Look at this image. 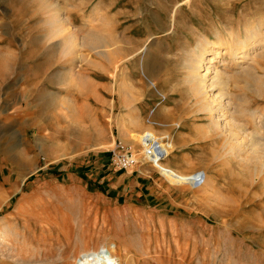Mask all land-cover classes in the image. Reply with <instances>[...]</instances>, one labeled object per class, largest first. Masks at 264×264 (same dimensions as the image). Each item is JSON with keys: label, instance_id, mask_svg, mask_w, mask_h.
Wrapping results in <instances>:
<instances>
[{"label": "rangeland", "instance_id": "374dc122", "mask_svg": "<svg viewBox=\"0 0 264 264\" xmlns=\"http://www.w3.org/2000/svg\"><path fill=\"white\" fill-rule=\"evenodd\" d=\"M253 41L258 78L227 49ZM215 42L240 155L190 80ZM149 128L164 158L132 136ZM0 202L2 264H71L92 235L139 264H264V0H0Z\"/></svg>", "mask_w": 264, "mask_h": 264}, {"label": "bare ground", "instance_id": "6f19581e", "mask_svg": "<svg viewBox=\"0 0 264 264\" xmlns=\"http://www.w3.org/2000/svg\"><path fill=\"white\" fill-rule=\"evenodd\" d=\"M174 17H175V15H174ZM100 38H101V36H100ZM257 38H258V36H257ZM74 40H76V39H74ZM256 41H253L250 44L243 45L240 47H235V48H233L234 46H229L227 49L230 50V54L239 55L240 56V57H238L239 59H241V58L244 59V60L241 59L237 63L235 62L237 67L239 66L244 72L249 71L250 73L254 74L255 77L258 78V75L255 73L259 70L258 63H256V61L254 59H252L250 62H247V60H246V58H248L251 55L250 53L256 49V47L258 45L257 44L258 42L256 43ZM222 45H223L222 42H215L212 45H208L209 48L204 47L203 50L200 49L198 51L192 50V52H191L192 53L191 54L192 55L191 56V58H192L191 69L193 70L194 77L193 76H191V77H193L194 79L191 78L190 80H192V81L196 80V82L199 83V90H200L202 96H205L204 110L207 113L208 117L210 118V121L212 122V124L217 129H220L223 133H225V135L228 134V135H226V141H225V146L228 148V152L238 153V155H240L241 147L248 145L246 142L247 139H245L248 136L247 134H245L247 131V128L244 127V125L242 126V123L240 124V122L236 121V119L233 116L234 112L232 113V111H231V109H232L231 108L232 107L231 106L232 105V103H231L232 96L230 93H228L226 91V89L224 87V85H225L224 77L226 76V73H227L226 68L228 67L227 63L224 62V64H220V65L214 64V61H215L217 55L220 54V52H221L220 49L222 48ZM140 50H141V48H140ZM140 50L138 49V51H137V49H136L133 51V49H132V51H133L132 54L131 55L129 54L127 57H125L124 61L130 60L131 57L134 58L136 56V53L140 52ZM243 61L247 62V63H245L246 64L245 66L242 65ZM118 63L120 65V61L117 62V64ZM189 64L190 63H188V66H189ZM119 65H117V67ZM188 66H187V68H188ZM189 69H190V67H189ZM252 118H254L253 121H255V117H252ZM132 136L135 139V142H138L141 145H144L146 143V144H148L147 148L150 146L154 147V155H148L146 153V149H147L146 148L144 151L145 153L143 152L144 156H145V154H147V157H149L152 160H156V159L162 158V157L164 158L166 156L167 151L165 149V146L162 145L163 141L156 135L154 130L149 128L142 133H140V132L134 133ZM249 139H250L251 148L255 149L254 147H257L259 143H257V140L253 136L249 137ZM138 143H136V144H138ZM2 203L0 202V238L2 240L9 238L8 235H11V234H13V236L17 237L18 232H14L15 231L14 227L16 225H14L15 224L14 221L11 220L12 219L11 216L10 215H1V211H2L3 206H4ZM84 235H85V233H84ZM92 237H93V235H92ZM92 237H91V239H93ZM80 238H82V237H80ZM15 239H14V242H16ZM91 239L89 241H87L88 239H86V241L84 243L85 245H84L83 251L76 248L74 253L68 257L71 259V264H139V261L140 262L142 261V260H139L137 263L136 256L133 254V251H131V249H127L125 251V253H122L121 250L123 248L120 249V247H119L120 250H118L115 247H113V248L109 247L107 254H101V250H98V246H96L97 249L95 248V249L91 250V248H92L91 247V245H92ZM95 239H96V237H95ZM95 239H94V241H95ZM70 240H71V238H70ZM96 243H97V241H96ZM97 244H99V243H97ZM10 245H12V244H10ZM13 245H14V243H13ZM63 252H64V250H63ZM148 252H150V251H148ZM0 264H2V262H0Z\"/></svg>", "mask_w": 264, "mask_h": 264}, {"label": "built area", "instance_id": "2783aa9c", "mask_svg": "<svg viewBox=\"0 0 264 264\" xmlns=\"http://www.w3.org/2000/svg\"><path fill=\"white\" fill-rule=\"evenodd\" d=\"M163 98H166L163 96ZM118 149V150H117ZM148 155H154V147L150 146L146 149ZM112 160L114 164L119 168H129L138 164L139 160L136 159V154L133 150L124 145H118L113 152Z\"/></svg>", "mask_w": 264, "mask_h": 264}, {"label": "crops", "instance_id": "0c3cea01", "mask_svg": "<svg viewBox=\"0 0 264 264\" xmlns=\"http://www.w3.org/2000/svg\"><path fill=\"white\" fill-rule=\"evenodd\" d=\"M111 156H112V155L110 154V159H111Z\"/></svg>", "mask_w": 264, "mask_h": 264}]
</instances>
